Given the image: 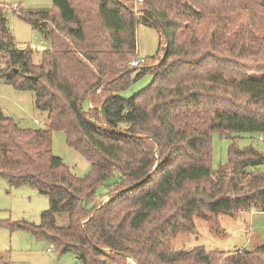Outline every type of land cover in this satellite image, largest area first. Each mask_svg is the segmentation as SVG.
I'll list each match as a JSON object with an SVG mask.
<instances>
[{
  "label": "trees",
  "instance_id": "trees-1",
  "mask_svg": "<svg viewBox=\"0 0 264 264\" xmlns=\"http://www.w3.org/2000/svg\"><path fill=\"white\" fill-rule=\"evenodd\" d=\"M132 1L17 6L16 15L52 43L38 65L29 49L15 47L0 12L6 60L0 77L32 91L35 107L47 114L44 127L31 129L0 110V176L48 200L37 224L5 218L0 225L25 230L59 254L72 252L82 264H264L263 244L227 252L171 249L177 234L194 229L195 217L264 212V173L247 171L262 160L251 145L232 142L227 163L210 166L213 131L264 133V32L239 26L233 32L241 34L227 37L224 19L220 30L205 28L217 0H142L139 15ZM253 1L264 10V0ZM140 22L159 25L167 45L156 66L131 71ZM225 61L241 70L228 72ZM146 73L147 86L119 94ZM55 130L89 162L84 177L53 155ZM98 186L109 195L99 204ZM0 264L11 263L0 255Z\"/></svg>",
  "mask_w": 264,
  "mask_h": 264
},
{
  "label": "rangeland",
  "instance_id": "rangeland-1",
  "mask_svg": "<svg viewBox=\"0 0 264 264\" xmlns=\"http://www.w3.org/2000/svg\"><path fill=\"white\" fill-rule=\"evenodd\" d=\"M215 0H211L212 3ZM253 0H235L234 3L220 5L217 0V10L207 19L205 28L212 29L214 24L220 30V20L224 31L229 35L236 27L244 26L247 31L255 29L264 32V10L253 5ZM16 4L23 9H53L52 0H0V12L5 18V25L9 35L12 37L17 49H29L32 63H41L44 51L52 48L50 39L41 29L33 28L28 22L20 19L14 10L10 8ZM133 12L139 15L141 1L131 2ZM5 5V6H4ZM218 5V6H217ZM17 10H19L17 8ZM230 33V34H228ZM220 37V33H219ZM237 37V36H236ZM167 45L165 33L159 25L138 23L136 26V59H146L145 68H152L162 58L163 50ZM240 45L235 40L232 46ZM133 57V59H135ZM228 72H237L241 68L237 65H230L225 61ZM6 67V60L0 57V69ZM132 68V67H131ZM141 68V67H136ZM136 69V70H137ZM237 69V70H236ZM135 72H133L132 76ZM152 76L149 73L134 81L128 88L119 94L122 97H129L147 86ZM104 82V81H103ZM0 110L12 118L21 128H41L45 126L46 111L37 109L34 105L33 92L29 90H18L8 84L0 77ZM234 136L236 138L232 139ZM234 142L238 148L251 145L261 154L262 160L259 164L248 166L247 171L264 173V133H239L231 137L223 136L217 131L211 133L210 145V166L216 170L218 166L227 163V150ZM51 150L53 155L62 159L70 172L77 177H84L90 169L89 162L76 150L69 147L65 141L63 131L52 132ZM115 179L109 178L106 183L110 184ZM97 204L103 203L109 197L105 186L96 188ZM48 200L40 195L37 190L28 185L11 187L6 178L0 176V221L10 218L11 221L25 219L37 224L41 211L47 209ZM56 222L62 225L63 214H55ZM194 229L188 233L177 234L171 243V249L189 250L195 246H202L205 251L221 250L233 251L235 249H252L257 245H264V212L255 210H244L232 215L218 214L207 219L195 217L193 219ZM50 248V251H46ZM0 255L9 259L11 264H82L74 253H57L53 247L42 240L36 239L31 233L21 229H9L0 225Z\"/></svg>",
  "mask_w": 264,
  "mask_h": 264
},
{
  "label": "built area",
  "instance_id": "built-area-1",
  "mask_svg": "<svg viewBox=\"0 0 264 264\" xmlns=\"http://www.w3.org/2000/svg\"><path fill=\"white\" fill-rule=\"evenodd\" d=\"M136 1H142V0H136ZM10 8L12 9V10H14L15 12H17V5L16 4H12L11 6H10ZM146 65V61H145V59H133L132 61H131V66L132 67H143V66H145ZM46 251H50V249H46Z\"/></svg>",
  "mask_w": 264,
  "mask_h": 264
},
{
  "label": "water",
  "instance_id": "water-1",
  "mask_svg": "<svg viewBox=\"0 0 264 264\" xmlns=\"http://www.w3.org/2000/svg\"><path fill=\"white\" fill-rule=\"evenodd\" d=\"M136 69V67H132L131 69H129V70H135ZM132 186H129V187H127V188H125V189H129V188H131Z\"/></svg>",
  "mask_w": 264,
  "mask_h": 264
}]
</instances>
